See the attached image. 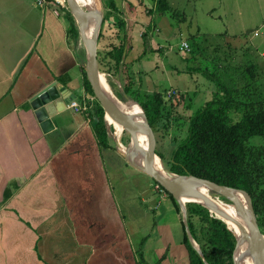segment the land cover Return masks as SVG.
<instances>
[{
    "label": "crops",
    "instance_id": "obj_1",
    "mask_svg": "<svg viewBox=\"0 0 264 264\" xmlns=\"http://www.w3.org/2000/svg\"><path fill=\"white\" fill-rule=\"evenodd\" d=\"M0 8V264L146 263L147 239L137 243L143 247L132 244L133 212L128 206L125 213L118 201L131 198L125 190L117 197L107 170L104 153H115L110 138L108 147L101 146L87 113L68 104L48 123L37 119L30 104L51 83L78 102L91 96L84 86L82 38L68 34L70 20L52 1ZM107 35L120 36L117 28ZM133 40L128 32L123 61L131 74L141 58L138 48L145 45ZM138 193L143 216L151 217L144 224L153 225L159 239L153 254L178 264L174 251L181 246L168 243L157 222L173 210L172 229L182 227L180 214L173 203L162 206L169 198L152 192L148 178L140 181Z\"/></svg>",
    "mask_w": 264,
    "mask_h": 264
},
{
    "label": "rangeland",
    "instance_id": "obj_2",
    "mask_svg": "<svg viewBox=\"0 0 264 264\" xmlns=\"http://www.w3.org/2000/svg\"><path fill=\"white\" fill-rule=\"evenodd\" d=\"M101 1L103 16L108 15V17L105 21L102 19L99 30V33L102 32L104 37L99 40L98 35L97 49L101 48L100 54H105L106 44L110 41L107 34L111 32V28L112 31L117 28L121 34H123V30L126 34L129 32L134 43L145 41V45L141 50L138 48V52H142L141 58L137 64L132 66L133 74H130L129 77L128 74H122L120 81L118 74L102 72L100 65H98L99 69L107 76L113 91L119 95V98L122 97L120 99L123 101L129 100L123 91L124 81L132 83L129 94L141 96L157 91L163 95L166 108L165 115L159 123L160 129L156 134V147L167 158L172 149L186 136L190 116L201 109L205 102L212 98L213 92L216 90L215 84L205 78L199 69L233 72L235 70L233 64L235 66L238 63L254 65L255 79L252 87L255 90V97L264 100V0H167L171 8L166 13L158 11L149 13L148 10L153 8L152 0H113L119 11L115 13L112 11L114 5L109 3L111 0ZM17 2L32 4L36 3V0H0V7L4 6L10 11V8L14 7ZM54 2L58 3L66 13L69 11L66 0L65 3H60L58 0H54ZM117 13L120 16L115 15ZM117 18H122L125 22L124 29L117 25ZM3 19L4 17L0 15V22ZM111 22L114 24L110 25ZM143 32L145 33L144 37L141 35ZM1 33L2 31H0ZM9 33L11 36L13 35L12 31ZM182 41L188 43L189 51L180 49ZM107 61L108 58L105 59V63ZM139 71L141 74L138 73ZM90 97L93 103L95 97ZM231 117L235 121L240 117V113L232 112ZM106 125L115 152L105 151L104 153L111 183L117 197L125 194V190L126 195L129 194L128 196L131 198L125 200L122 197L120 201L119 197L118 201L120 208L125 213H127L128 206L131 207V213L133 212L129 218L132 224V244L143 247V244L138 245L137 243L140 242L142 236H145L147 239V242L144 241L147 252L145 254L146 263L165 264L161 258L157 260L152 252V245L155 240L159 239L155 238L153 234L155 232L153 225L147 227L144 224L147 221L150 222L151 217L150 215L144 217L140 207V197L137 196L139 195L140 181L148 178L152 184V192L155 191L168 198L169 196L154 179L131 167L120 154L119 148L117 149L114 143L115 136L113 134L120 138L121 144L125 148L131 140V135L124 127L116 120H113L111 124L107 121ZM250 143L260 145L263 140L255 137L251 139ZM123 181L126 182L125 185H123ZM219 197L225 201L223 197ZM176 202L179 208L170 198L166 203L163 201L162 206L173 203L175 210L181 216V224L184 226L183 210L178 201ZM141 205L145 207L142 202ZM161 211L162 209L158 210V212ZM161 216L164 218L163 222H156L158 225L162 223L160 227L164 239L166 237V241L172 243L173 246L178 244L181 246L182 252L180 249L174 251L175 256L178 257V264H183L181 258L185 264H189L187 248L182 246L183 227L178 225V227L173 226L172 229L170 224V222L174 224L177 222L174 221L176 213L172 210L165 214L161 213ZM185 216L187 217L186 207ZM192 219L197 230L205 228L198 216H194ZM227 225L230 226L228 223ZM230 228L235 232L233 224ZM261 245L264 246V238ZM251 250L252 256L264 263L259 254V246L251 247ZM146 263L144 262V264Z\"/></svg>",
    "mask_w": 264,
    "mask_h": 264
},
{
    "label": "trees",
    "instance_id": "obj_3",
    "mask_svg": "<svg viewBox=\"0 0 264 264\" xmlns=\"http://www.w3.org/2000/svg\"><path fill=\"white\" fill-rule=\"evenodd\" d=\"M152 1L153 8L148 10L149 13L154 11L166 13L171 8L167 0ZM109 3L114 5L113 13L117 12L116 3L113 0ZM57 5L60 7L58 3ZM66 15L70 20L68 34L77 38L79 31L76 21L69 11ZM115 15L120 16L118 13ZM107 17L108 15H104L103 21ZM117 19L118 23L117 20L115 23L124 29L123 19ZM119 34L120 36L113 40L110 38L104 50L105 54H100L102 51L100 47L97 49V62L102 72L118 74L121 81L122 74H128L129 77L131 72L123 61L127 34L124 30L123 34L120 31ZM141 35L144 37L145 33ZM103 38V33L100 32L99 40ZM106 58L108 61L105 63ZM233 66L236 72L199 69L205 78L215 84L216 90L212 98L190 116L186 136L172 149L168 158L156 147V134L166 108L163 95L157 91L141 96L129 94L132 83L124 81L122 86L125 96L143 108L155 138L154 152L164 166L176 174L194 175L246 192L252 201L259 228L264 234V100L255 97V90L252 87L255 66L243 63ZM83 74L85 89L94 96L84 69ZM89 103L91 105L85 112L90 118L99 144L108 147L109 135L104 110L96 99ZM235 111L240 113V117L233 121L231 113ZM255 137L261 138L263 143L251 144V139ZM164 191L178 207L174 197ZM225 201L228 202L226 199ZM186 208L188 229L203 255L201 256L191 245L182 225V243L187 248L189 264H233L235 237L226 224L221 219L211 216L209 211L198 203L189 202ZM194 216H198L204 223V229L197 230L192 219Z\"/></svg>",
    "mask_w": 264,
    "mask_h": 264
},
{
    "label": "water",
    "instance_id": "obj_4",
    "mask_svg": "<svg viewBox=\"0 0 264 264\" xmlns=\"http://www.w3.org/2000/svg\"><path fill=\"white\" fill-rule=\"evenodd\" d=\"M66 2L67 8L76 21L79 35L83 40V44L85 45L84 47L86 57L84 70L86 78L92 88L95 99L99 102L104 110V120L107 122L106 114H109L124 127L129 135L141 133L147 139V144L145 147H141L139 142L136 140L131 142L129 140L130 143L128 142L126 145V152H121L118 150L126 162L131 167L154 179L158 185L169 192L175 200L177 199L178 194L187 195L194 199L192 202L202 205L209 211L211 215L213 214V216L216 218L221 219L235 237L236 243L232 254L233 264H240V260L241 258H244L247 249L249 247L256 246H259V254L262 258V261L264 262V246L261 245L264 234L259 228L257 217L249 195L243 190L232 188L226 185L216 184L194 175H180L169 171L164 166L160 157L154 152L155 138L143 108L136 102L141 107V114L126 112L114 102L113 98H111L110 94L101 84L99 76L103 73L100 71L97 62V41L103 19L102 1L97 0L99 7L96 14L91 8L84 6V4H81L78 0H66ZM92 16L95 17V24L91 34L88 35L86 34V30L89 25L87 19ZM74 97L75 96L70 94L67 90L61 87L59 88L56 86V84L51 83L36 91V93L30 99V104L37 119L40 121H46V123H48V118L57 112L64 110L66 105L72 99H74ZM114 143L118 149L119 144H121L120 138L115 137ZM138 149L141 150L143 157L141 165L135 162L133 156V153ZM155 157H159L161 162L160 168H157L151 164V159H154ZM197 187L209 189L216 195L235 203L236 207L234 213L232 214L228 212L224 208L220 207L216 202L207 198L205 194L198 190ZM232 190L244 196L246 202L244 206L235 199V196L231 192ZM183 218L184 228L191 245L201 256H203L199 245L195 242L188 229L185 209L183 211ZM225 220L230 221L239 229L242 228V230L245 226L249 227L250 235L247 238L246 246L240 245L236 233L227 225Z\"/></svg>",
    "mask_w": 264,
    "mask_h": 264
},
{
    "label": "bare ground",
    "instance_id": "obj_5",
    "mask_svg": "<svg viewBox=\"0 0 264 264\" xmlns=\"http://www.w3.org/2000/svg\"><path fill=\"white\" fill-rule=\"evenodd\" d=\"M60 3H65V0H58ZM81 4H84V6L91 8L93 10V12H97L98 10V2L97 0H78ZM89 25L87 27V34L90 35L92 32V29L94 28V24H95V17L92 16L89 19H87ZM86 21V22H87ZM100 78V82L103 85V87L107 90V92L110 94L111 98H113L114 102L123 110H125L126 112H131V113H137V114H141V107L134 102L133 100H126L123 101L121 100L118 95L115 94V92L113 91V87L110 86V83L107 79V76L103 73L100 74L99 76ZM106 120L111 124V122L113 120H115L113 117H111L109 114H106ZM139 123L141 124V122L139 121ZM116 137V134H113ZM137 141L139 142V145L141 147H145L147 144V139L146 137L141 134V133H134L133 135H131V141ZM129 142V143H130ZM119 150L121 152H126V147L123 148L122 144H119L118 146ZM135 162L139 165L142 164L143 161V157H142V152L141 150H137L136 152L133 153ZM155 157L154 159H151V164L154 165L157 168H160L161 162L160 160ZM199 191H201L203 194H205V196L211 200H213L214 202H216L220 207L224 208L225 210H227L230 213H234L235 210V203H233L232 201H224L222 198H220L218 195H216L215 193L211 192L209 189H205L204 187H197ZM232 194L235 196V199L238 200V202L240 204H242L244 206L245 202V198L244 196H242L241 194L235 192L234 190L231 191ZM194 199L187 196V195H177V201L179 203V205L182 207L183 211L186 207V204L190 201H193ZM199 200V199H198ZM183 216V215H182ZM230 226H232L233 223H231L228 220H225ZM234 225V224H233ZM229 226V227H230ZM235 233L238 237V242L240 243L241 246H246L247 243V238L250 235V230L248 226L243 227L239 229L237 226H235ZM251 247H249L245 253L244 258H241L240 260V264H264L260 261H258L256 258H254L252 256V252H251Z\"/></svg>",
    "mask_w": 264,
    "mask_h": 264
},
{
    "label": "built area",
    "instance_id": "obj_6",
    "mask_svg": "<svg viewBox=\"0 0 264 264\" xmlns=\"http://www.w3.org/2000/svg\"><path fill=\"white\" fill-rule=\"evenodd\" d=\"M46 0H36V4H43ZM180 49L181 50H187L189 51V45L186 41H182L180 43ZM91 97H86L83 99L82 102H78L74 99H72L69 103L68 106L73 109L74 111H86L89 106L91 105L89 102H91Z\"/></svg>",
    "mask_w": 264,
    "mask_h": 264
}]
</instances>
